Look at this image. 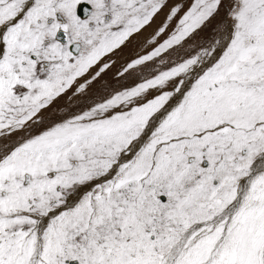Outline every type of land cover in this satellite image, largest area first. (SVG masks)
<instances>
[{
	"label": "snow or ice",
	"instance_id": "snow-or-ice-1",
	"mask_svg": "<svg viewBox=\"0 0 264 264\" xmlns=\"http://www.w3.org/2000/svg\"><path fill=\"white\" fill-rule=\"evenodd\" d=\"M0 264H264V0H0Z\"/></svg>",
	"mask_w": 264,
	"mask_h": 264
},
{
	"label": "bare ground",
	"instance_id": "bare-ground-1",
	"mask_svg": "<svg viewBox=\"0 0 264 264\" xmlns=\"http://www.w3.org/2000/svg\"><path fill=\"white\" fill-rule=\"evenodd\" d=\"M128 51H130V49H129V50H126V53H127Z\"/></svg>",
	"mask_w": 264,
	"mask_h": 264
}]
</instances>
